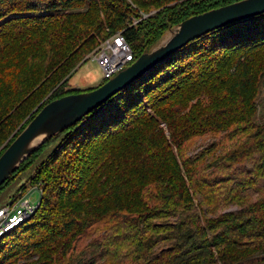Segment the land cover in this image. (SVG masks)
Segmentation results:
<instances>
[{"label":"trees","instance_id":"trees-1","mask_svg":"<svg viewBox=\"0 0 264 264\" xmlns=\"http://www.w3.org/2000/svg\"><path fill=\"white\" fill-rule=\"evenodd\" d=\"M234 1L0 0V154L44 104L80 92L65 83L104 39L122 33L135 60ZM263 84L264 12L189 41L1 185L60 134L27 179L37 206L0 236V264H264Z\"/></svg>","mask_w":264,"mask_h":264},{"label":"water","instance_id":"water-1","mask_svg":"<svg viewBox=\"0 0 264 264\" xmlns=\"http://www.w3.org/2000/svg\"><path fill=\"white\" fill-rule=\"evenodd\" d=\"M263 12L264 0H238L192 15L170 28L168 31L171 30V36L165 42L160 43L163 35L152 48L99 86L50 100L0 154V187L43 142L75 124L189 41L226 24Z\"/></svg>","mask_w":264,"mask_h":264},{"label":"rangeland","instance_id":"rangeland-1","mask_svg":"<svg viewBox=\"0 0 264 264\" xmlns=\"http://www.w3.org/2000/svg\"><path fill=\"white\" fill-rule=\"evenodd\" d=\"M171 36V30L166 31L160 43L165 42ZM92 52L87 54V59L82 61L75 70L70 74L66 83L65 90L75 89V90H89L95 88L102 84L105 80L102 78V71L95 60L91 58ZM131 63V62H130ZM47 97V96H46ZM46 98L38 103L39 106ZM36 106V107H37ZM35 107V108H36ZM35 108L32 110L34 111ZM254 119L258 123L264 122V84L261 85L259 93L256 99V112ZM61 136L60 134L53 138L48 145L40 153V157L37 158L34 163L24 171L19 172L0 192V208L6 206L10 203L12 195L18 190L19 187L26 184L24 194L28 196L30 202L34 205L37 204L40 192L33 185H29L27 180L31 174L34 172L35 168L41 160H43L47 155H49L59 143ZM201 147L196 148L195 152L200 150Z\"/></svg>","mask_w":264,"mask_h":264},{"label":"built area","instance_id":"built-area-1","mask_svg":"<svg viewBox=\"0 0 264 264\" xmlns=\"http://www.w3.org/2000/svg\"><path fill=\"white\" fill-rule=\"evenodd\" d=\"M91 58L99 65L102 78L106 81L132 62L133 53L123 34L119 32L101 41L93 50ZM37 204H32L23 193L13 203L1 207L0 236L29 217Z\"/></svg>","mask_w":264,"mask_h":264},{"label":"crops","instance_id":"crops-1","mask_svg":"<svg viewBox=\"0 0 264 264\" xmlns=\"http://www.w3.org/2000/svg\"><path fill=\"white\" fill-rule=\"evenodd\" d=\"M38 190V189H37ZM39 191V190H38Z\"/></svg>","mask_w":264,"mask_h":264}]
</instances>
